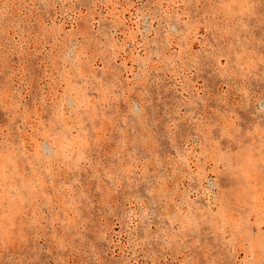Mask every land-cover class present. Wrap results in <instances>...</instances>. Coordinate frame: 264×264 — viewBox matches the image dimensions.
<instances>
[{
	"label": "snow or ice",
	"instance_id": "snow-or-ice-1",
	"mask_svg": "<svg viewBox=\"0 0 264 264\" xmlns=\"http://www.w3.org/2000/svg\"><path fill=\"white\" fill-rule=\"evenodd\" d=\"M133 6L0 3V19L22 13L0 28V249L35 251L50 232L67 257L57 264H264V83L257 98L251 82H264V0L149 5L175 15L167 63L177 87L187 81L181 96L160 92L150 116L141 105L159 82L125 83L118 63L135 44L120 39L119 13ZM201 72L209 86L193 90L187 73ZM109 237L116 259L76 258Z\"/></svg>",
	"mask_w": 264,
	"mask_h": 264
},
{
	"label": "rangeland",
	"instance_id": "rangeland-1",
	"mask_svg": "<svg viewBox=\"0 0 264 264\" xmlns=\"http://www.w3.org/2000/svg\"><path fill=\"white\" fill-rule=\"evenodd\" d=\"M12 0H9L11 3ZM17 4L20 2H24L28 5L32 3L39 4L40 0H15ZM96 3L103 5L106 2H122L123 4H132L134 5L127 13L121 10L119 13L120 21L122 26L118 28V32L121 34L120 39L123 40V33L125 31L131 32L135 37V44H132L131 41H128L129 47L124 49L126 52V56L124 53H121V60L118 61L120 67L124 69L127 83L128 80H132L135 83V77L137 76H150L152 81H158L160 84V88L157 89L155 85L148 92L147 98V106L141 105L142 109L149 114L153 111V101H160L162 99L160 92H164L165 96H181V93L186 91L183 87L187 83L184 79H180L181 87H177V79L178 77L174 75L170 66L167 63L168 52L167 49L170 46H173V42L177 41L179 38L176 36V19L175 15L168 16L160 9L150 8L149 5H157L160 3V0H95ZM250 3H254L259 9L260 0H249ZM0 3H3V0H0ZM69 3L79 4L80 0H69ZM165 7H167L168 0H163ZM141 5V7L137 8L135 5ZM30 12H35L36 9L29 8ZM77 10L74 9L73 12ZM98 15L95 19H100L103 16V13L100 11V8H97ZM17 14L19 13V9L12 10V16L8 19H0V28H8L12 27V20L16 19ZM72 13H70L71 15ZM106 22L110 25L112 17L107 16L105 18ZM71 27V25H68ZM100 27H104L102 23ZM110 35V34H109ZM63 45V41L61 42ZM70 48L65 46L64 53L69 54ZM179 53V49H177V54ZM3 54V49H0V55ZM58 54V50H57ZM32 57H35V53L31 54ZM258 55V54H257ZM18 58V57H17ZM36 63H39V60H36ZM166 69H168L166 71ZM189 79L191 80V86L193 90L199 87H208L207 80L211 79V77H207V74L201 72L197 78L192 79L191 73H187ZM259 75V73H256ZM219 79L218 77L216 78ZM252 84L255 86L256 97L258 98L260 92V80L255 79L253 77ZM19 83V80H17ZM151 83V81H150ZM24 92L27 93L28 89H24ZM153 92L156 93L153 96ZM23 95V93H22ZM25 100H28L29 97L27 95L24 96ZM182 98V97H181ZM133 106L135 107L134 101ZM195 101H193L194 103ZM123 103V101H121ZM2 118V117H0ZM129 126L132 125V118H129L128 121ZM131 130V127L130 129ZM213 179H215L213 177ZM192 197L195 200H200L203 197L204 206H207V197L204 194L197 193L196 189H192ZM106 225L105 227H107ZM49 227H51V221L49 220ZM99 227V225H97ZM121 224L117 220L115 223V227L112 229V233L119 237ZM91 234H89L90 236ZM89 236H85L83 239L87 240ZM71 239V237H69ZM126 239V238H125ZM51 240V233H41L40 236L35 240L32 249H25L23 251L20 250L19 246H17L16 251L14 253L6 252L3 249H0V260H7L11 256L13 259L19 260L21 257L24 259H37L43 260L45 262H50V264H57V261H63L67 259L64 253V249H55L54 247L49 246V241ZM78 244L81 243L80 237L77 238ZM115 248L117 256L120 253L118 247L111 243V237L106 240H97L96 241V251L94 255L88 256L85 255V252H91L92 248H81L80 251L76 254V258L88 260V259H105V256L108 259H116L113 256V252L111 249ZM25 252H29L30 255L25 256Z\"/></svg>",
	"mask_w": 264,
	"mask_h": 264
}]
</instances>
